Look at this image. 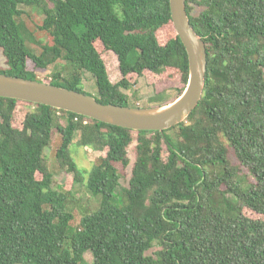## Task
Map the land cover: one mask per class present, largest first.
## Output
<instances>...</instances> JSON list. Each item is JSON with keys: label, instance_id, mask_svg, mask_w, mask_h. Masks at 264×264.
Wrapping results in <instances>:
<instances>
[{"label": "trees", "instance_id": "16d2710c", "mask_svg": "<svg viewBox=\"0 0 264 264\" xmlns=\"http://www.w3.org/2000/svg\"><path fill=\"white\" fill-rule=\"evenodd\" d=\"M23 6L42 13L44 37L28 28ZM186 8L208 69L198 106L169 129L132 130L0 96V264H264V0ZM0 50L8 75L43 81L37 70L53 66L43 82L87 93L90 72L104 104L132 106L124 89L134 78L189 80L170 0H0ZM106 52L118 58L116 83ZM55 134L69 184L100 198L77 224L74 190L55 187L47 163ZM76 138L103 152L90 170L73 156Z\"/></svg>", "mask_w": 264, "mask_h": 264}, {"label": "water", "instance_id": "95a60500", "mask_svg": "<svg viewBox=\"0 0 264 264\" xmlns=\"http://www.w3.org/2000/svg\"><path fill=\"white\" fill-rule=\"evenodd\" d=\"M171 15L188 54L189 80L175 100L159 106L104 104L91 94L0 72V96L49 105L132 130L163 131L184 120L201 101L208 69L206 43L194 29L186 0H170Z\"/></svg>", "mask_w": 264, "mask_h": 264}, {"label": "rangeland", "instance_id": "374dc122", "mask_svg": "<svg viewBox=\"0 0 264 264\" xmlns=\"http://www.w3.org/2000/svg\"><path fill=\"white\" fill-rule=\"evenodd\" d=\"M23 8L31 15V18L26 17L25 19L28 28L32 31L35 37H44L45 34L37 29V25H41L43 23L42 13L35 7L31 8L23 6ZM104 55L107 59V64L111 69V75H113L114 77L113 82L116 83L120 81L122 79V74L120 72L117 56L109 52H106ZM136 57L137 54L134 52L130 58V61L134 62ZM4 62L5 59L2 56L0 50V66H4ZM60 67L61 65H58V68ZM54 71L55 68L53 66H50L48 69H38L37 73L41 80L50 81ZM82 90L93 96L98 95L96 80L90 72H85L84 80L82 83ZM184 90L185 85L181 80V76L174 75V73H168L160 77L154 75L147 77L143 76L136 79L134 78L132 79L131 87L129 89H124V91L130 97V104L132 106L136 104H139L141 106H151L153 104H157L154 106L165 105L179 97V94L183 93ZM158 93H161V95L156 96ZM134 135L136 136V133ZM54 138L55 139L52 146L46 149L48 167L54 174L53 184L55 187L66 184L68 187L74 190L75 196L73 197L74 202L71 210L74 212L76 218L74 224H77L84 213L92 212L98 208L100 198L90 194L87 191L86 187L81 183H75L72 186L71 184H69L68 176L66 172L59 167L57 158L55 156L57 146L60 142V136L58 134H55ZM77 143L78 142L76 138L70 147L73 156L75 157L77 163L81 168L90 170L93 167L95 160L99 156L103 155V152L79 146V144ZM135 145L136 141H134L129 149L131 164L127 169H125L126 177L124 179L122 178L121 180V183L124 186L127 185L132 175V168L135 161ZM254 216L257 215L255 214ZM87 258L90 261L93 259L91 253L87 254Z\"/></svg>", "mask_w": 264, "mask_h": 264}]
</instances>
